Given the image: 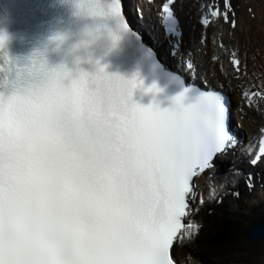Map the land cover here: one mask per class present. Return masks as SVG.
Segmentation results:
<instances>
[{"label":"snow or ice","instance_id":"6c2138e0","mask_svg":"<svg viewBox=\"0 0 264 264\" xmlns=\"http://www.w3.org/2000/svg\"><path fill=\"white\" fill-rule=\"evenodd\" d=\"M78 7L131 31L120 0ZM245 7L254 13L251 4ZM163 10L176 22L168 5ZM201 10L203 26L230 37L244 23L235 0H206ZM219 47L228 51L226 43ZM227 60L229 67L219 68L223 81L195 77V103L185 107L177 97L174 108L161 110L132 100L135 78L110 75L104 67L73 76L63 65L49 68L42 53L19 67L5 54L0 264H182V249L194 245L201 231L194 221L197 201L216 199L218 188L238 184L249 165H264L260 127L256 155L236 157L222 183L209 178L207 195L199 192L201 179L242 144L235 111L259 112L253 98L264 99V87L248 83L240 50L230 51ZM188 68L195 71L191 63ZM230 85L240 103L233 102Z\"/></svg>","mask_w":264,"mask_h":264},{"label":"bare ground","instance_id":"6f19581e","mask_svg":"<svg viewBox=\"0 0 264 264\" xmlns=\"http://www.w3.org/2000/svg\"><path fill=\"white\" fill-rule=\"evenodd\" d=\"M135 1L137 3L143 2V0ZM158 1L162 0H157V3L152 5H146L145 12L148 17L147 20L154 28L156 37L163 41V47L168 53L171 49V43L169 40H163L161 29L158 27ZM235 2L244 23L234 37H230L227 31L220 33L212 25L208 29L202 28L198 24L202 15L200 6L193 1L180 2L177 8L186 30L185 48L180 52V57H186L190 51L194 52L201 76L207 75L214 81L220 82L224 80L219 71L221 63L225 68H228L227 56L230 51L238 48L247 62L248 83L256 85L259 90L264 87V44L261 43L263 47L260 45L257 50V58H255L256 54L250 55V49L256 46L254 42L250 41V35L253 30L264 33V0H235ZM249 4L254 7V13L247 12L245 6ZM253 14L255 19L252 18ZM204 30L207 31V36L206 43L202 44ZM221 42L226 43L228 51L218 48L217 45ZM216 55L220 56L219 61L212 62ZM229 88L233 102L240 103L239 91L234 85H230ZM254 101L260 108L259 112L253 110L245 116H241L239 110L234 113L236 117L240 116L243 119L246 131L242 144L243 149L238 151L239 154L242 152L240 156H246L254 139L259 136V128L264 126V99L257 100L255 98ZM235 158L234 156L232 159L235 161ZM226 161L225 158L220 162L225 163ZM257 174L259 178L264 180L261 169L257 170ZM205 182V178L199 182V192L202 196H206L209 191ZM222 182L221 176H219L215 184ZM256 189L254 196L245 197L240 203H225L219 208L213 207L214 199L206 200L210 209L214 208L216 211L214 214L208 215L205 210L199 207V211L194 217V221L201 226L199 239L194 245L182 249V255L179 257L182 263L190 264L191 261H198L199 264H202L204 261L207 264H264V237L255 243L248 239L250 229L254 225L264 224V190ZM224 192V189L218 188V194ZM216 233L220 234L214 238Z\"/></svg>","mask_w":264,"mask_h":264},{"label":"clouds","instance_id":"9594fccd","mask_svg":"<svg viewBox=\"0 0 264 264\" xmlns=\"http://www.w3.org/2000/svg\"><path fill=\"white\" fill-rule=\"evenodd\" d=\"M54 39H55V41L57 43V47H59L61 44H64L65 43L66 37H64V36H57ZM99 39H100V33H99L98 30L85 29L82 38L77 43H75L74 45H72L71 51L76 52V51H79L81 49L84 50V52L87 53V55L89 57V59H88L87 62H91V60H90V55L91 54L89 52V49H91V47L94 44H96V42ZM82 62H85V61L81 57H77L76 60H75L76 68L74 70L68 69L65 64H61V65H63L69 71V73L74 76L77 73L78 70L83 71L79 67L80 63H82Z\"/></svg>","mask_w":264,"mask_h":264},{"label":"rangeland","instance_id":"374dc122","mask_svg":"<svg viewBox=\"0 0 264 264\" xmlns=\"http://www.w3.org/2000/svg\"><path fill=\"white\" fill-rule=\"evenodd\" d=\"M258 1V0H257ZM257 39V40H256ZM250 41L254 42L256 46L254 48L252 47L250 50V55L252 54L253 56L255 55V58H257V50L260 48V45L264 44V33L259 30H253L250 35ZM262 43V44H261ZM263 47V46H262ZM264 48V47H263ZM256 51V52H255ZM220 233H216L214 235V238H216L217 235ZM196 257V256H195ZM197 258V257H196ZM202 261V260H201ZM202 264H207L206 262L202 261Z\"/></svg>","mask_w":264,"mask_h":264},{"label":"water","instance_id":"95a60500","mask_svg":"<svg viewBox=\"0 0 264 264\" xmlns=\"http://www.w3.org/2000/svg\"><path fill=\"white\" fill-rule=\"evenodd\" d=\"M251 239H260L264 237V224H256L248 234Z\"/></svg>","mask_w":264,"mask_h":264}]
</instances>
